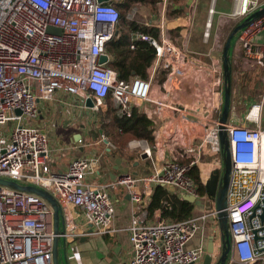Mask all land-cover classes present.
<instances>
[{
    "label": "built area",
    "instance_id": "obj_1",
    "mask_svg": "<svg viewBox=\"0 0 264 264\" xmlns=\"http://www.w3.org/2000/svg\"><path fill=\"white\" fill-rule=\"evenodd\" d=\"M181 5L193 18L197 0H182ZM263 7L264 0H246L241 6L234 0L230 16L244 20ZM140 8L132 7L127 19L152 26L148 20L135 21ZM215 13L213 5L205 27L206 42ZM119 22L115 2L0 0V180L45 190L57 200L63 220L60 246L84 236L112 237L116 208L108 190L124 189L137 205L127 227L134 252L129 264H201L208 251L204 244L195 245L197 233L207 231L215 237L222 231L216 199L208 193L200 195L189 173L207 152L225 158L219 135L224 126L232 163L226 195L231 242L227 264H264V96L247 114L249 124L211 120L221 106L214 92L209 93L199 122L188 120L200 110L193 107L182 125L163 117L153 141L135 140L129 145L159 162L153 173L123 174L106 185L88 181L100 158H75L66 171L53 170L47 132L24 123L27 118L37 119L41 103L56 102L58 94L79 98L84 109H89L86 103L91 99L94 107L90 109L95 112L112 100L121 117L130 116L131 106H136L150 119H159L164 103L158 99V86L140 78L120 80L110 67L107 45L117 36ZM154 26L163 28V23ZM263 30L264 16L253 19L239 35L246 56H256L244 64L247 68L264 67L262 47L255 41ZM137 41L156 48L157 65L169 70L171 81L186 71L183 49L137 33L132 36V50ZM103 55L108 57L105 63H101ZM196 77L201 85L204 73L198 70ZM103 141L109 150L114 148L105 135ZM212 173L201 176L205 186ZM157 194L166 196L161 201L164 208L170 206L168 198L187 195L211 207L183 221L162 218L161 209L150 217L148 209ZM53 222V208L44 198L0 184V264H54ZM221 254L220 246L217 260Z\"/></svg>",
    "mask_w": 264,
    "mask_h": 264
},
{
    "label": "crops",
    "instance_id": "obj_2",
    "mask_svg": "<svg viewBox=\"0 0 264 264\" xmlns=\"http://www.w3.org/2000/svg\"><path fill=\"white\" fill-rule=\"evenodd\" d=\"M198 1L199 0H197V4ZM230 1L231 4H229V9L225 11L226 14L233 10L234 0ZM218 2L219 0H212L211 6L214 5L216 9ZM181 3L182 0H179L177 3L173 0H168V2L161 0L156 4V8L149 6L153 15L146 20L151 21L153 25L150 27L145 25L143 26L148 28H157L159 30V36L157 38L158 42L161 43L164 39L175 47L184 50L187 65L183 70L187 71L188 67H190L188 60L193 62L191 79L186 81V71H184L182 75L176 78V82L175 80L171 81L168 74L169 70L165 69L163 64L157 65V57L147 68V77L145 79L139 76L132 77L140 78L142 80H152L153 84L157 85L160 91L158 99L164 103V107L159 111V119H150L147 116L148 119L153 122L155 127L153 136H155V132L159 129V125L163 121V117L167 121H177L182 125V123L187 120L188 114L190 116V107L195 109L198 108L200 110L195 114L193 119L189 117V121L199 122L198 119L203 118L206 110L205 101L207 98L210 99V96L206 90H202L200 82L196 77V73L200 68H203V70L209 68V70L212 71L215 69V63L218 64V81H220V84L223 82L224 90L222 96V91L219 88L216 89L218 91V96L220 98V100H218L220 101L221 106L218 114L215 113L211 117V120H219L222 115L224 91L226 87V79L223 69L224 49L223 52L220 50L222 45V36L220 32L222 30L219 29L218 33L212 34L214 27L213 18V26L211 30L212 37L210 35V39L206 42L203 37L200 38L197 29H194V18L196 19L195 12L194 17L189 18L190 12L187 8H184ZM223 9H221V11ZM221 11L216 12L221 13ZM177 12L180 14L172 15ZM157 23H163V28L154 26ZM255 41L260 47H262V51L264 53V30L256 37ZM232 43L233 46H231L230 50L231 108L227 123L236 125L249 124L246 120L247 114L250 112L253 105L261 103L264 96V67L248 69L245 66L244 68L248 69V71H244V69L242 70V65L247 63L248 60H254L256 56L252 55L249 58V56H246L245 53V57H241L240 53L243 52V49L240 46L241 44L238 42V46L236 47V39H233ZM220 52H222V55ZM200 70L203 71L202 69ZM214 80V77L211 75L208 79L209 87ZM220 84L218 87L221 86ZM66 96H68V98ZM76 99L79 98L66 94H58L57 101L61 100L60 102H42L40 105V115L37 119H40L42 125H44L43 122L46 121L48 117L52 118L54 122L58 121L60 124L58 129L53 128L52 131H49V133L47 132L50 143L55 145L52 147L51 151L53 170L57 172L66 171L71 161L75 158H100L98 165L94 167V173L90 174L88 177V181L95 185H106L116 180L123 174H131L135 177H144L153 173L154 166L159 165V162L147 158L143 159L144 155H140L137 151L132 150L129 147L130 142L135 141L136 139H132L128 142L126 150L128 149L130 155L133 157H129V159L138 161L139 164L130 163L129 159L128 161H125L123 157L121 158V156L118 157L119 155H113L112 150H109L106 147L104 141L102 142L103 135H105L110 142V136L108 133L100 129L102 124L107 122V120L103 122V116H105L108 111L109 104L112 103L117 110L116 105L112 100L108 101L107 107L101 109L99 112H95L90 108H82L80 99V105L77 106L75 102ZM132 108H137L141 113H144L139 107L131 106V110ZM43 111L46 112L47 118L46 116L41 115ZM116 113L119 117H121L117 111ZM100 115H102L100 120L101 124L98 126V118ZM94 125L97 126L96 129H99L101 134V137L96 140V142L92 141L94 137L91 135V128ZM36 127L43 128L41 126ZM73 129H77V131H74ZM60 131L61 133L57 135ZM119 132L122 133L121 130H119ZM77 135H80L81 137H77ZM92 145L94 146V149L89 150V147ZM205 158L207 157H203L202 159ZM145 161L152 162L151 167H146ZM197 168L199 169L200 176L202 177H209L210 174L217 169L215 165L211 164V162L202 164V166L200 164ZM108 192L116 208V218L113 224L116 229V233L112 237L103 235L88 236V238H84L87 237L84 236L75 243H67L66 245L63 244L61 247H64L65 249L66 264H129L132 259L134 252L127 227L132 215L137 210V205L131 201L129 194L124 189H109ZM200 213L201 211L198 213L194 209L193 217L198 216ZM196 237L197 239L194 241L195 245L200 246V244H204L207 248L208 238L210 237L208 232L200 231L197 233ZM83 238L84 240L82 241ZM214 238V248L216 249V252L213 253L212 264H216L220 246L222 247L221 235L217 234ZM67 246H70L71 251H66ZM204 260L205 258L201 264H204Z\"/></svg>",
    "mask_w": 264,
    "mask_h": 264
},
{
    "label": "trees",
    "instance_id": "obj_3",
    "mask_svg": "<svg viewBox=\"0 0 264 264\" xmlns=\"http://www.w3.org/2000/svg\"><path fill=\"white\" fill-rule=\"evenodd\" d=\"M160 1L161 0H121L117 3L115 2L120 11L118 36L107 45V52L112 56L110 67L118 73L120 80L129 81L134 76L145 79L147 77V68L157 55L156 48L146 41L135 42L136 49L131 50L132 36L137 33H143L154 39H157L159 36V30L157 28H148L135 22L128 21L126 19L127 10L132 4L137 2L156 8V4ZM173 1L177 3L179 0ZM176 14L180 13L177 12L172 15ZM244 20H242L241 23ZM116 111L115 107L110 103L108 111L105 116H103V122L105 120H107V122L102 124L100 130L107 132L110 139L117 144L121 151L125 149L128 142L132 139L153 141L155 127L153 122L148 119L144 113H141L137 108H132L130 116L119 117ZM100 130L97 129V131L91 134L97 140L101 137ZM119 130H121L122 133H120ZM189 176L194 180L200 195L205 196L207 194L206 186L202 182L199 169L194 167L189 173ZM165 197L166 196L161 194L155 195L148 209L150 216H153L154 212L161 208L162 218L164 219L183 221L193 218V202L185 198L172 197L168 198L170 199V206L164 208L161 201L167 199Z\"/></svg>",
    "mask_w": 264,
    "mask_h": 264
},
{
    "label": "water",
    "instance_id": "obj_4",
    "mask_svg": "<svg viewBox=\"0 0 264 264\" xmlns=\"http://www.w3.org/2000/svg\"><path fill=\"white\" fill-rule=\"evenodd\" d=\"M121 0H98L99 3H107V2H119ZM264 16V7L257 11L256 13L250 15L247 17L240 25H238L232 33L229 35L223 52V69H224V75L226 79V87L224 91V104H223V110L221 115V123L226 124L229 118L230 114V108H231V70H230V50L232 46V41L235 38V36L242 31L247 25L255 18H260ZM52 32H55L57 34H61L60 30L52 29ZM108 57L106 55H103L101 57V63L107 62ZM88 108H93L94 103L91 99L87 100L86 103ZM18 115H21L22 112L20 110L17 111ZM224 126L220 127V141L223 147H225V158L223 159V176L221 177V170L216 169L213 171L210 179L206 183V191L207 193L214 199H216V205L217 210L219 212V220H220V226H221V241H222V254L221 257L218 260L217 264H227L229 252L231 249V242H230V231H229V223H228V204L226 200L227 195V189L229 186L230 181V175L232 172V163H231V156L229 152V145L227 143V134L224 132ZM77 137H81L80 135H77ZM146 156H143V159H146ZM0 184L5 186H12L20 191H29L31 193L37 194L44 198L53 208L54 211V247H53V257H54V264H60L59 261V249L61 245V238L60 235L62 233L61 226L63 227V220L61 216L60 206L58 205L57 200L47 191L38 189L33 186H21L18 185L15 182H9L5 180H0ZM185 199L190 200L191 202H195L194 197L190 196H184ZM88 238V237H84ZM82 239V241L84 240ZM214 236H210L208 238V246L207 250L208 253L205 257L204 264H212L213 256L212 254L215 252L214 250Z\"/></svg>",
    "mask_w": 264,
    "mask_h": 264
},
{
    "label": "rangeland",
    "instance_id": "obj_5",
    "mask_svg": "<svg viewBox=\"0 0 264 264\" xmlns=\"http://www.w3.org/2000/svg\"><path fill=\"white\" fill-rule=\"evenodd\" d=\"M211 2H212V0H199L198 1V4L196 6V10H195L196 19L194 18V29H197L200 38H202V37L204 38L205 27H206L207 21L209 19V11H210V8H211ZM226 2H227V4H226ZM229 4H231V1L230 0H219L218 5H217V8H216L217 9L216 11L217 12L218 11L220 12L221 9L224 8L222 10L223 12L221 11L222 14L221 13H217V12L214 14L215 17H214V27H213L212 34L213 33L214 34L218 33L219 32V29L222 30L220 32V34L222 36V38H221V44L222 45L220 44L221 45L220 50H222V52H223L225 43H226L229 35L231 34L232 30L237 25H239L241 23V21H242V20H240L238 18L231 17L230 14L232 13V11H230L228 14L225 13V11L228 10L229 7H230ZM136 5H140L141 6V8H140L141 11H140L139 16L136 17L137 19L135 21L143 22L146 19H149V17L151 15H153V13L151 12L149 6L144 5L141 2H137V3L132 4L131 7L127 10V12H126V19H127V15H128V12L130 11V9L132 7H134V6H136ZM140 25H142V24H140ZM240 33L241 32H239L235 36V38H234V40L236 39V44H237L236 47L238 46V42L241 44V42L239 40ZM211 37H212V35H211ZM237 39H238V42H237ZM232 46H233V43H232ZM240 46L243 49V52L240 53V55H241V57H245V48L243 47L242 44ZM222 52H220L221 55H222ZM244 67H245V65H242V70L244 69V71L245 70L248 71V69H250V68L245 69ZM257 68H259V67H257ZM212 76H213V73H212ZM207 77L210 78L211 76L208 75ZM209 78H207V80H205V82L203 83L202 90L205 88L208 93L214 92V94H217L218 95V91L217 90L215 92V91H213V88L211 86L210 87L208 86V79ZM219 84L220 83L218 81L217 88H219L222 91V96H223V90H224L223 82H222V84H220L221 86L218 87ZM66 97L68 98V96H66ZM75 102H76V105L77 106L80 105V100L79 99H76ZM41 115L46 116V112L43 111ZM101 117H102V115H100V117L98 118V126H100V124H101V122H100ZM46 118H47V116H46ZM24 123L25 124H29V125H34V126H41V127H43V129L47 130L46 132H48V133H49V131H52L53 128H57L58 129L60 127V124H59L58 121L54 122L53 119L52 118H49V117H48V119L46 121L43 122L44 125H42L40 119L38 120V119H33V118H27L24 121ZM96 125L93 126L94 128L93 127L91 128V134L94 131H97V129H96L97 126ZM73 130L74 131H77V129H73ZM60 133H61V131L58 132L57 135H59ZM96 140L97 139L94 138L92 141L93 142H96ZM110 142L114 146V148L112 149V154L113 155H119L118 157H120V156H121V158L123 157V159L125 161L126 160L128 161L129 157H132L130 155V152H129L128 149H127L128 152L126 153V151H127L126 150V147H125V149L123 151H121L119 149V147L117 146V144H115L111 139H110ZM54 146L55 145L53 143H50V149L51 150H52V147H54ZM208 148L209 147H207V150H208ZM93 149H94V146L93 145L91 147H89V150H93ZM205 155H206L207 158L203 159V161L201 162V166H202V164H206L207 162H213L212 164L215 165L217 169L220 168V170H221V177H222L223 176V173H224V171H223L224 170L223 169L224 167H223V163H222L223 162L222 157H219V155H213V154H211L209 152H207V154H205ZM51 156H52V152H51ZM134 156H136V155H134ZM129 162L130 163H137V164H139L138 161H134V160H131V159H129ZM145 165H146V167H151L152 162L145 161ZM193 204H194L195 211H197L198 213L200 211L202 212V210H205V209L211 207L210 204L207 205L205 203V201L203 199H200V198L197 199ZM208 223H210V220H209ZM61 229H63L62 226H61ZM66 251H68V252L71 251L70 246H67ZM59 261H60V264H66L65 249H64V247H61V246H60V249H59Z\"/></svg>",
    "mask_w": 264,
    "mask_h": 264
},
{
    "label": "bare ground",
    "instance_id": "obj_6",
    "mask_svg": "<svg viewBox=\"0 0 264 264\" xmlns=\"http://www.w3.org/2000/svg\"><path fill=\"white\" fill-rule=\"evenodd\" d=\"M244 1H246V0H237V4H238V6H241L242 4H243V2ZM188 64H189V66L190 67H188V69H187V71H186V74H185V77H186V81H188V80H190L191 79V76H192V65H193V62L191 61V60H188ZM218 64L217 63H215V69H213L212 71H210L209 70V68H207V69H205V70H203V68H200V69H202L203 71L202 72H204V77H203V79H202V83H201V87H202V85H203V83L205 82V80H207V76L208 75H212V73H213V77H214V81H212V84H211V87L214 89V91L217 89V84H218V77H219V72H218ZM199 69V71H201ZM217 78V79H216ZM204 90H206L205 88H204ZM203 90V91H204ZM216 92V91H215ZM262 144H263V150H262V165H263V167H264V138H263V142H262Z\"/></svg>",
    "mask_w": 264,
    "mask_h": 264
}]
</instances>
